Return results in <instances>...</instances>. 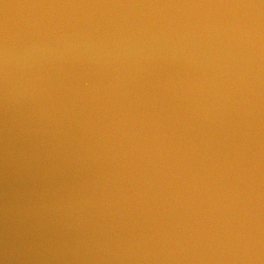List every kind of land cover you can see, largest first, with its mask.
<instances>
[{
	"label": "water",
	"instance_id": "obj_1",
	"mask_svg": "<svg viewBox=\"0 0 264 264\" xmlns=\"http://www.w3.org/2000/svg\"><path fill=\"white\" fill-rule=\"evenodd\" d=\"M0 264H264V0H0Z\"/></svg>",
	"mask_w": 264,
	"mask_h": 264
}]
</instances>
